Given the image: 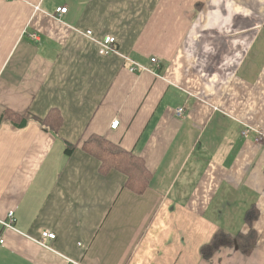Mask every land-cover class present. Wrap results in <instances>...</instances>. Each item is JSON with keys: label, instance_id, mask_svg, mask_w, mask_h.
Returning a JSON list of instances; mask_svg holds the SVG:
<instances>
[{"label": "crops", "instance_id": "obj_1", "mask_svg": "<svg viewBox=\"0 0 264 264\" xmlns=\"http://www.w3.org/2000/svg\"><path fill=\"white\" fill-rule=\"evenodd\" d=\"M108 35L117 51L101 54ZM90 135L143 158L147 190L101 168ZM251 205L252 251L204 259L217 230L249 229ZM9 211L0 264H264V0H0V218Z\"/></svg>", "mask_w": 264, "mask_h": 264}, {"label": "trees", "instance_id": "obj_2", "mask_svg": "<svg viewBox=\"0 0 264 264\" xmlns=\"http://www.w3.org/2000/svg\"><path fill=\"white\" fill-rule=\"evenodd\" d=\"M60 117L61 115L53 110L43 121L52 126L51 121ZM59 125V122L55 123L56 127ZM82 146L87 150L93 149L95 151L101 161V168L105 170L115 168L123 172L127 176L125 187L138 194H142L149 187L152 171L147 167L145 160L134 152L124 149L99 135H90L84 138ZM73 147L74 144H68L66 151L70 153ZM258 217L259 211L256 206H249L245 212V221L249 225V229L236 235H231L221 229L217 230L209 242L201 246L200 251L203 258H210L222 246L234 244H237L243 252L250 253L258 241V233L253 227V223Z\"/></svg>", "mask_w": 264, "mask_h": 264}, {"label": "built area", "instance_id": "obj_3", "mask_svg": "<svg viewBox=\"0 0 264 264\" xmlns=\"http://www.w3.org/2000/svg\"><path fill=\"white\" fill-rule=\"evenodd\" d=\"M67 11V6H61V7H58L57 8V12H59V14H63ZM87 36L89 37H92V32L90 30H88L86 32ZM35 36V34H33ZM95 42L97 43L98 47H99V52L101 54H110V53H113V52H116L117 51V48L114 46V44L116 43V38L114 36H105L103 38H98L95 40ZM129 60L131 61V66H130V70L131 71H134V72H138V71H143V70H146L147 67L137 61H134L132 59L129 58ZM151 61L154 62V63H157L158 62V59L156 57H151ZM184 110V107L183 106H180L177 108V113L178 114H181ZM119 124V120H113L111 122V127L112 128H117ZM249 130L246 129L244 131V134L247 133ZM257 141H261L260 137H257L256 138ZM0 223L3 227H7V228H15V216H14V213L13 211H9L8 212V215L5 219H2L0 218ZM55 237V233L53 232H50V231H43L42 232V235H41V238L39 240H37L41 245L43 246H46L48 247V245L46 244L45 242V239L46 238H54ZM4 242V239L2 238L1 236V233H0V244H3ZM67 264H78L76 261L74 260H71V259H68V262Z\"/></svg>", "mask_w": 264, "mask_h": 264}, {"label": "rangeland", "instance_id": "obj_4", "mask_svg": "<svg viewBox=\"0 0 264 264\" xmlns=\"http://www.w3.org/2000/svg\"><path fill=\"white\" fill-rule=\"evenodd\" d=\"M245 127L250 128L249 124L245 125ZM245 134H247V133H245ZM256 140H257V139H256ZM258 142H259V141H258Z\"/></svg>", "mask_w": 264, "mask_h": 264}, {"label": "bare ground", "instance_id": "obj_5", "mask_svg": "<svg viewBox=\"0 0 264 264\" xmlns=\"http://www.w3.org/2000/svg\"><path fill=\"white\" fill-rule=\"evenodd\" d=\"M49 247V246H48Z\"/></svg>", "mask_w": 264, "mask_h": 264}]
</instances>
